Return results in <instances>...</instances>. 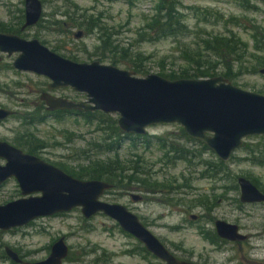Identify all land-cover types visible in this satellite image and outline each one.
<instances>
[{"label": "rangeland", "instance_id": "374dc122", "mask_svg": "<svg viewBox=\"0 0 264 264\" xmlns=\"http://www.w3.org/2000/svg\"><path fill=\"white\" fill-rule=\"evenodd\" d=\"M174 1L181 8L191 35L187 38L162 37L151 41L141 37L140 28L154 13L159 0H68L65 4L63 0H42V3L43 15L48 12L50 21L52 14L60 13L68 3L80 8L81 13L100 14L98 27L101 25L103 32L111 33L109 44L119 50L113 52L107 50L109 47L101 48L98 39L101 31L94 28L92 33L86 30L87 33L78 39L70 35V39L64 42V47L56 50L58 54L68 55L79 62L97 60L112 64L114 60L117 62L112 65L127 69L128 61L120 57V50L128 48L130 53L142 59V67L148 74L179 72L189 67L182 58L184 50L189 52L190 49L201 46V40L207 35H228L227 30H233L246 43L248 51L243 61L234 62L233 71L236 74L231 80L227 79L242 89L264 94V73L261 72L264 66L259 65L256 59V56L264 58V51L255 50L251 38L254 26L264 30V0ZM243 2L247 7H243ZM20 8H23L22 0H0V20H9L12 16L10 12L14 15ZM205 9L218 11L223 14V18L220 19L219 15L209 16L204 21L200 10ZM231 16L235 17L238 25L228 22ZM50 29L52 31H48V48L52 49L55 40L65 39V36L56 34L59 30L56 32L55 29ZM75 31L77 29L73 30ZM210 59L214 58L210 56ZM3 65L0 70V104L20 113L31 111L29 108L14 106L16 103L12 100V93H28L29 88L21 87L20 84L33 82L37 77L31 73L15 72L9 65ZM217 66L216 76H223L222 64ZM37 80L42 81L39 78ZM53 94L74 100L86 98L84 94L69 87L57 89ZM20 97L21 95H17L15 98ZM109 115L117 120V114ZM101 126L100 129L96 123H87L76 115H65L60 120L48 116V120L34 126H25L21 119L10 117L0 121V139L28 152L26 146L30 145L24 143L23 139L34 138L45 147L36 148V153L33 154L63 171L65 170L61 165L75 169L85 164L87 158L106 159L117 155L119 161L125 162L126 167H129L127 169L131 170L136 166L139 173L136 179L129 180L125 178V174L130 171L123 172L124 179L112 183L114 187L99 197L101 201L125 205L167 248L198 264H237L239 261L264 264V205H239V188L236 184V177L249 175V179L264 188V166L251 164L247 159L246 149L249 144H262V136L246 137L242 146L224 161L223 171L217 176H210L213 172L206 171V165L202 161L218 166L219 159L200 143L183 137L182 127L177 123L151 125L144 135L137 138L135 146L124 143L110 153L95 148V144L101 142L107 133L105 125ZM156 137L162 138L164 145L157 144ZM174 146L187 149L190 152L189 159H177L173 156ZM84 149L88 151L83 153ZM4 163L5 160L0 158V164ZM235 184L236 189L233 186ZM130 193L138 195L140 199L133 200ZM20 196L14 177L0 185V204ZM192 215L195 219L191 218ZM216 219L236 223L242 233L249 234V241L241 245L238 242L226 245L211 243L208 232L214 229ZM60 236H64L69 248L63 264L93 261L97 255H100L97 259L107 258L116 264H164L150 253L142 251V244L122 230L115 220L102 212L85 218L80 207L38 217L21 227L0 229V264H19L5 255L6 246L18 248L22 255H27V261L43 260L49 254L52 243Z\"/></svg>", "mask_w": 264, "mask_h": 264}, {"label": "water", "instance_id": "95a60500", "mask_svg": "<svg viewBox=\"0 0 264 264\" xmlns=\"http://www.w3.org/2000/svg\"><path fill=\"white\" fill-rule=\"evenodd\" d=\"M24 6V26L35 24L42 12L41 1L24 0ZM0 51L18 52L13 67L46 76L48 89L70 87L86 97L75 101L48 92L41 96L48 111L117 114L120 130L132 135H144L147 127L154 124L177 123L221 161H227L246 137L259 135L264 139V94L242 89L223 76L168 79L150 73L139 77L131 70L97 60L74 61L47 49L37 39L26 40L6 33H0ZM261 72L264 73V69ZM13 113L0 108V120ZM0 158L5 160L0 164V185L14 177L21 193V197L0 204L1 230L21 227L38 217L80 207L85 218L102 212L115 220L122 230L164 264H198L177 258L125 205L101 201L99 197L113 188L112 183L76 178L7 141L0 140ZM237 182L241 201H264V193L248 178L238 176ZM132 199L137 201L140 197L132 195ZM215 229L222 238H245L236 224L224 220H216ZM68 251L64 236H60L52 243L45 259L23 264H63ZM5 254L13 262L22 261L8 246Z\"/></svg>", "mask_w": 264, "mask_h": 264}, {"label": "trees", "instance_id": "16d2710c", "mask_svg": "<svg viewBox=\"0 0 264 264\" xmlns=\"http://www.w3.org/2000/svg\"><path fill=\"white\" fill-rule=\"evenodd\" d=\"M64 4L68 0H63ZM245 1V0H244ZM243 7H247L245 2L242 3ZM66 16L69 20L72 21V25L75 27H84L87 32H93L94 28L101 31L98 35V39L100 41L99 46L103 49H106L113 52H118V48L114 46L111 47L109 44L110 32L104 31L101 29V25L98 27L99 21L101 20V15H87L86 13H81L82 10L78 8L74 4L66 5ZM202 14V19L207 21L209 16L219 15V18H223V14H219L218 11H210V10H200ZM184 14L181 11V8L176 5L174 0L162 1L159 0L157 5L154 8V13L147 19L144 26L141 29V37L145 40L151 41L157 38L162 37H182L187 38L191 35L188 26L184 22ZM228 22L234 23L233 25H238L235 17H230ZM57 25V24H56ZM58 27H61V23L58 24ZM86 32V33H87ZM228 35L223 33L207 35L201 40V46L196 47L194 50L188 52L184 50L182 53V58L184 61H187L189 67L181 69L179 72H170L159 73L160 76H163L168 79H178V78H210L217 75L216 69L217 64H222V75L229 80L235 76V72L233 71V64L235 61H243L246 58L247 53V45L245 42L241 40L239 35L233 30H227ZM141 38V39H143ZM251 38L254 41V49L257 51H264V30L260 29L259 26H254L251 29ZM98 47V46H97ZM111 47V48H110ZM113 48V49H112ZM120 57L123 59H127L129 66L127 69L133 70L136 74L146 75L148 72L145 68L142 67L141 61L142 59L139 56L130 53L128 48H122L120 50ZM209 57H204L208 56ZM65 56V55H64ZM67 57H70L66 55ZM210 56L214 58L210 59ZM258 64L264 66V58L256 56ZM117 61H112V64H116ZM256 70V69H255ZM254 70V71H255ZM50 113L48 112V115ZM54 115V114H53ZM69 115V114H68ZM64 115V111H56L54 117L57 120L62 119ZM76 116H81L82 119L87 123H96L98 127L101 129V125H105L106 134L103 136L101 142L95 144V148L104 152H112L116 151L120 146L124 143H128L131 146H135L137 138L141 135H132L127 134L120 130L117 125V120L112 118L111 115L102 113L101 111H88L77 114ZM22 120V123L26 126H34L41 121V116H36L35 119H31L28 116H19ZM181 133L183 137H186L189 141H195L202 145L204 149H208V147L196 140L188 136L183 129H181ZM256 136V135H255ZM157 144L164 145L162 142V138L156 137ZM25 142V140H24ZM150 140L147 141L149 143ZM28 152L33 153L32 148L30 146L27 147ZM173 148V146H171ZM248 160L256 165H264V140L263 143L246 145ZM87 149H84L82 152H87ZM190 152L183 147L174 146V154L173 156L177 157V159H189ZM86 163L81 166L70 169L64 165L63 169L68 174L79 178V179H101L105 180L109 183H117L120 182L121 179H124L123 172L130 171L128 174H125V178L136 179L137 173L139 170L136 166L133 168L126 167V163L119 161V156L108 157L106 159H85ZM84 160V161H85ZM204 165H206V171L211 170L213 173H209L210 176H217L220 174L223 169L224 161L219 160L218 166L211 164L207 161H202ZM138 178V177H137ZM236 188V185H233ZM114 187V185H113ZM208 238L210 240H214L215 235L213 237L208 234ZM142 251H146L144 247L141 248ZM147 252V251H146ZM149 253V252H147Z\"/></svg>", "mask_w": 264, "mask_h": 264}, {"label": "flooded vegetation", "instance_id": "af4514ba", "mask_svg": "<svg viewBox=\"0 0 264 264\" xmlns=\"http://www.w3.org/2000/svg\"><path fill=\"white\" fill-rule=\"evenodd\" d=\"M40 1H41V5H42V12H41L40 18L38 19V21L35 24L24 26V23H25V11H24L25 10V6H24V0H22L23 8L18 9V12L16 14H14V15L12 14V12H10V15H12V16H10L9 20H4V21L0 20V33L14 34V35H17L20 38H23V39H26V40L37 39L40 42L41 45H43L44 47H46L48 49V31H52L50 28L55 29L56 32L59 30V32H57L56 34H63L62 37L65 36V39L60 38V39H56L55 40L56 43H54L52 45V49H51V50H53L55 52H56V50H59L62 47H64V42H67V40L70 39V35H73L75 38L78 39V38H81L82 36H84L86 34V28L82 27V28L78 29V28H76L75 26L72 25V21L69 20L68 17L66 16V11H67L66 7L67 6H65V8L60 13L52 14V16H51L52 20L50 21L48 19V12H47V15H43V13H44V11H43V3H42V0H40ZM57 17H59V18H57ZM59 23H61V27L60 28L58 27ZM56 27L58 29H56ZM75 29H77V31L73 32V30H75ZM78 33H79V35H78ZM18 54H19L18 52H13V53L9 54L8 52L0 51V70L3 69L1 65H3V64H4L3 66L9 65L8 67L11 68V70H14L15 72L31 73V74H34L37 77V79L38 78L42 79V81H39V80L36 79L33 82L29 81V83H27V84H23V85L20 84L21 87L29 88V92L28 93H25V92H17V93L14 92V93H12V95H13L12 96L13 97L12 100H14L15 103H16V105H14V106H16L17 108L20 107V108H23V109H28L29 108V109H31V111H28V112L25 111L23 113H20V112H17V110L13 109L12 107L0 104V108L10 109V110H12L14 112L12 115H10V116L2 119V120L8 119L10 117H17V118L21 119L19 116H28V117H31V119H35L36 116L40 115L41 116V121L39 123H42V122L48 120V116L54 117L56 111H64V115H68V114L69 115H77V114H79L78 112L70 111V110L48 111L47 105H46L45 101L41 98V96L43 94L48 95V92L53 94V92H55V90L63 89V88H67V87L50 90V89H48V78L46 76L31 72V71L18 70L16 68H14L13 67V61L18 56ZM62 56H64V55H62ZM64 57L74 60L73 57H67V56H64ZM74 61H76V60H74ZM17 95H21V97L18 98V99L15 98ZM53 95H55V94H53ZM56 96L66 97V96H61V95H56ZM75 101H80V100H75ZM48 112L50 113L49 115H48ZM0 140H2V139H0ZM24 140H25V142H24ZM2 141H5V140H2ZM23 142L28 144V145H30V147L32 148L33 153H36V150H35L36 148L40 149V148L45 147V145H43L42 143L38 144V142H36V140L34 138L30 139V137H26L25 139H23ZM11 145H13V144H11ZM13 146H15V145H13ZM15 147L19 148V146H15ZM26 147H28V146H26ZM21 150L23 152H25L23 149H21ZM25 153L33 154V153H30V152H25ZM33 155H35V154H33ZM35 156H37V155H35ZM39 158H41V157H39ZM251 164H253V163H251ZM240 176H242V175H240ZM248 176L247 177L243 176V177L248 178ZM237 178L238 177H236V184H237V186L239 188V185H238V182H237ZM249 180L256 186V188L260 192L264 193V188H262L257 183H255L254 180H252V179H249ZM237 186H236V188H237ZM236 188L234 187V189H236ZM130 195H131V198H132V195H134V194L130 193ZM238 200H239L238 201L239 205H241L242 203L243 204L264 205V201H259V202H243V201H241L240 200V189H239V198H238ZM216 220H218V219H216ZM216 220H214V229L211 232H208V234L210 236L213 237V234H214L215 237H216V238H214V240H210L211 243H220V244L226 245V244H230L231 242H238V244L241 245V244L247 243L249 241V239H250L249 234L242 233L241 232V228L236 223H232V222H229V223L236 224L237 227H238V232L240 234L244 235L245 238L241 239V240H229V239L220 237L216 233V229H215V221ZM220 220H224V219H220ZM224 221H226V220H224ZM226 222H228V221H226ZM142 246H143V244H142ZM144 249H145V247H144ZM13 250L18 254L19 258L22 260L21 262H18L19 264H23V262H36V261H27V260H25V256H27V255H22L18 248H15ZM172 253L179 259L192 261V260H189L186 257L178 256L174 252H172ZM99 256L100 255H97V258ZM97 258L95 260H93V261H88V262L84 261V262H81V263L116 264V263H112V262L108 261L109 259H107V258H104V259H101V258L97 259ZM192 262H194V261H192ZM237 264H246V263H240V261H239ZM248 264H255V263L254 262H250Z\"/></svg>", "mask_w": 264, "mask_h": 264}]
</instances>
